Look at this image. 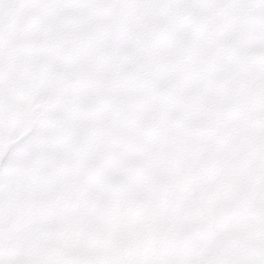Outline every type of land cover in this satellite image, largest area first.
Masks as SVG:
<instances>
[{"label": "rangeland", "instance_id": "obj_1", "mask_svg": "<svg viewBox=\"0 0 264 264\" xmlns=\"http://www.w3.org/2000/svg\"><path fill=\"white\" fill-rule=\"evenodd\" d=\"M2 11L0 264H264V0Z\"/></svg>", "mask_w": 264, "mask_h": 264}, {"label": "crops", "instance_id": "obj_2", "mask_svg": "<svg viewBox=\"0 0 264 264\" xmlns=\"http://www.w3.org/2000/svg\"><path fill=\"white\" fill-rule=\"evenodd\" d=\"M5 0H0V12H4V11H2V7H4V3H6V2H10V0H6L5 2H4ZM2 16L0 15V18H1ZM14 28H15V25H11V27H10V29L7 31V34H12V33H14L15 32V30H14ZM4 32H5V28H4ZM3 31H2V28L0 27V34H3L4 33ZM12 32V33H11Z\"/></svg>", "mask_w": 264, "mask_h": 264}]
</instances>
